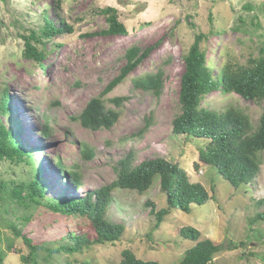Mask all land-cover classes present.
I'll return each instance as SVG.
<instances>
[{"label": "rangeland", "instance_id": "obj_1", "mask_svg": "<svg viewBox=\"0 0 264 264\" xmlns=\"http://www.w3.org/2000/svg\"><path fill=\"white\" fill-rule=\"evenodd\" d=\"M57 3L60 16L55 11ZM108 7L115 9L127 35L101 33L108 27L101 11ZM43 14L56 26L62 18L73 28L72 33L43 39L45 69L23 56V37L32 31L40 34ZM196 34L205 36L201 48L214 75L227 62L244 65L264 46V0H0V88L7 86L12 112L23 127L17 139L21 148L39 149L31 159L24 158L33 167L3 158L0 183L8 189L10 182L30 180L37 172L43 188L41 205L34 209L13 203L0 189L1 264H32L30 260L22 261L30 251L10 225L40 247L38 264H118L124 250L142 261L177 264L196 243L179 236L183 227L195 229L199 233L197 241L209 239L224 246L212 264H264V221L253 222L264 211V204L255 206L264 198V152L252 185L234 189L215 168L198 162L206 140L171 133V121L178 113L183 58ZM35 45L41 50V44ZM131 45H155V49L105 96V106L119 113L118 121L110 129H84L73 118L117 76L123 65L121 55ZM163 62L164 82L159 97L132 90L131 79L155 72ZM114 98L127 100L118 107L110 102ZM230 106L240 109L257 126L262 104L219 92L201 101L202 108L217 113ZM10 117L0 116L6 131L12 126ZM145 118L151 123L138 136ZM45 121L51 132L48 137L40 135ZM84 147L93 150L91 160L82 156ZM129 152L134 165L152 157L165 158L185 171L191 182L202 184L211 198L204 205L191 206L189 213L171 210L156 229L146 202L152 203L155 211L166 209L158 177L142 194L114 189L107 219L124 227L120 240L92 245L80 253L58 251L69 241V232L89 240L95 238V232L85 217L64 214L56 199H81L91 190L109 186L117 177V162ZM58 159L67 170L80 175V187L64 177L57 168ZM194 164H199L197 169ZM229 242L237 249L228 250Z\"/></svg>", "mask_w": 264, "mask_h": 264}, {"label": "trees", "instance_id": "obj_2", "mask_svg": "<svg viewBox=\"0 0 264 264\" xmlns=\"http://www.w3.org/2000/svg\"><path fill=\"white\" fill-rule=\"evenodd\" d=\"M60 3L55 6L56 15L60 16ZM106 16L107 29L101 33L104 35H127L125 26L118 21L113 8H105L101 11ZM43 26L40 34L32 31L30 35L23 37V56L27 60H33L45 69L42 62L46 56L44 49L46 41L64 33H72L73 28L67 25L64 19L59 20L56 26L43 14ZM193 26V24H190ZM202 34H196L186 55L183 58L184 70L180 76L178 92V113L171 121V133L174 136H187L194 139H203L207 143L198 154V162L204 166L213 167L218 174L227 181L234 189L241 186L252 185L260 172V154L264 152V46L259 49L256 58H249L246 64L227 62L217 74H213L212 67L207 64L206 54L201 48ZM35 44H41V50ZM155 45L140 47L131 45L121 55L123 65L103 91L96 97L87 101L84 108L73 118L84 129L98 131L110 129L118 121L119 113L105 106V96L111 93L118 85L124 82L141 63L150 56ZM165 62L159 65L155 72L144 73L131 79L132 90L139 93H148L159 97L163 89ZM219 92L225 95L236 94L244 100L262 104V112L257 126H253L250 119L240 109L230 106L222 113L201 107L203 97ZM127 98H114L110 102L120 106ZM10 114L11 129L6 131L0 123V161L3 158L16 160L17 163L24 161L33 167L25 157L31 159V155L37 153L38 148L23 150L22 144L17 141L22 135V127L17 122L11 109V98L7 86L0 88V116ZM150 118L144 119L143 128L137 135L141 136L149 127ZM42 137L51 135L47 122L40 129ZM133 136V135H132ZM21 143V142H20ZM81 154L86 160L94 157L92 149L84 147ZM30 161V160H29ZM31 162V161H30ZM33 164V163H32ZM57 168L63 171L65 178L80 187V175L73 170H67L61 161L57 160ZM199 164H194L195 169ZM115 171L117 177L109 186H102L91 190L81 199H56L57 207L64 214L70 216L85 217L89 220L95 232V238L89 240L85 235L76 236L69 232L66 236L68 242L62 244L57 250L68 254L80 253L83 249L92 245L114 244L119 241L124 227L120 224L111 223L107 219L111 204V193L114 189H127L136 191L138 194L146 192L158 177L159 190L166 196V209L155 211L154 205L146 202L151 207L150 214L154 216L155 228L158 229L166 215L171 210L189 213L191 206L204 205L211 197L204 186L197 182H191L189 175L162 157H152L138 165L133 164V154L129 152L125 158L120 159ZM7 189L5 183H0V189L13 202L27 209L41 205L43 194L41 184L37 179V172L32 174L30 180L12 181ZM45 184V183H44ZM264 204V198L256 202V207ZM24 218V217H23ZM30 219V217H28ZM264 221V211L256 215L253 222ZM17 236H22L29 248L27 258L32 264H38L36 255L40 247L34 246L17 227L10 225ZM252 232V230H251ZM179 236L196 242L193 247L184 252L183 258L177 264H212L214 256L224 250L223 245H215L209 239L197 241L199 233L190 227L179 230ZM255 238H258L255 236ZM238 245L245 246L244 242ZM228 250L237 249V245L229 242ZM243 252L241 257H244ZM2 256L0 252V264ZM69 264V263H67ZM118 264H159L154 261H142L129 251L121 252V261Z\"/></svg>", "mask_w": 264, "mask_h": 264}, {"label": "clouds", "instance_id": "obj_3", "mask_svg": "<svg viewBox=\"0 0 264 264\" xmlns=\"http://www.w3.org/2000/svg\"><path fill=\"white\" fill-rule=\"evenodd\" d=\"M15 116V115H14ZM32 156V155H31Z\"/></svg>", "mask_w": 264, "mask_h": 264}, {"label": "bare ground", "instance_id": "obj_4", "mask_svg": "<svg viewBox=\"0 0 264 264\" xmlns=\"http://www.w3.org/2000/svg\"><path fill=\"white\" fill-rule=\"evenodd\" d=\"M23 128V127H22Z\"/></svg>", "mask_w": 264, "mask_h": 264}]
</instances>
